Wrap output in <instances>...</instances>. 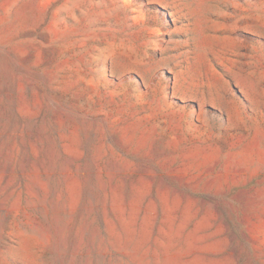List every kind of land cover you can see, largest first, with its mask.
Returning a JSON list of instances; mask_svg holds the SVG:
<instances>
[{"label": "rangeland", "instance_id": "1", "mask_svg": "<svg viewBox=\"0 0 264 264\" xmlns=\"http://www.w3.org/2000/svg\"><path fill=\"white\" fill-rule=\"evenodd\" d=\"M0 264H264V0H0Z\"/></svg>", "mask_w": 264, "mask_h": 264}]
</instances>
